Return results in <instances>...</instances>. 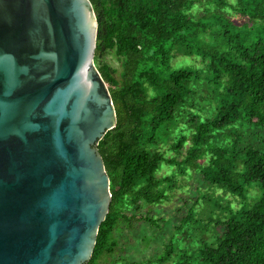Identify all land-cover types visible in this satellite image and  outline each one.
<instances>
[{
  "label": "trees",
  "instance_id": "1",
  "mask_svg": "<svg viewBox=\"0 0 264 264\" xmlns=\"http://www.w3.org/2000/svg\"><path fill=\"white\" fill-rule=\"evenodd\" d=\"M90 2L98 22L94 62L117 124L97 147L112 199L87 264H119L117 234L135 221L161 227L163 218L140 211L168 201L177 188L174 176H158L164 166L184 177L194 173L207 194L223 192L236 202H204L202 193L162 252L132 264H264V0ZM197 3L204 5L199 16L192 12ZM109 54L120 72L103 63ZM178 56L188 65L173 64ZM194 60L203 68L191 66ZM201 73L214 105L206 117L197 99ZM175 125H188L190 135L173 136ZM201 200L213 206L209 223L197 219ZM216 207L227 214L216 215ZM211 224L218 233L207 236ZM189 226L199 237L196 254L178 248Z\"/></svg>",
  "mask_w": 264,
  "mask_h": 264
},
{
  "label": "water",
  "instance_id": "2",
  "mask_svg": "<svg viewBox=\"0 0 264 264\" xmlns=\"http://www.w3.org/2000/svg\"><path fill=\"white\" fill-rule=\"evenodd\" d=\"M90 0H0V264H87L117 124Z\"/></svg>",
  "mask_w": 264,
  "mask_h": 264
},
{
  "label": "rangeland",
  "instance_id": "3",
  "mask_svg": "<svg viewBox=\"0 0 264 264\" xmlns=\"http://www.w3.org/2000/svg\"><path fill=\"white\" fill-rule=\"evenodd\" d=\"M203 8L204 5L197 3L192 9V12L199 16L203 13ZM231 15L236 14L233 13ZM182 60H184V58L182 56H178L174 59L173 64L182 62L184 65H188ZM186 60L189 61L190 58H186ZM103 63L117 68L119 72L121 71V64L114 54L107 55L103 59ZM192 63L191 66H200L203 68V64L201 66V62L199 60H194L192 61ZM201 75L204 81L201 82V86L199 87L200 92L197 96V99L200 101V108L203 111L202 115L206 117L212 114L209 109L210 107L213 108L214 105L208 103L210 89L208 88L207 82L203 77L204 74L201 73ZM180 117H183L185 120L187 119V117L184 116L182 113L180 114ZM185 120L180 121L182 123H185ZM172 133L173 136L181 133H186L187 135H190L191 130L189 129L188 125H175L174 131ZM163 143L166 142L163 141ZM158 176H174L176 178L177 188L171 192L169 200L164 203L157 204L155 206H147L143 204L140 214L144 215L146 214V212L149 211L150 215L154 218H163L164 223H162L161 227L157 229L156 226H153L149 223L143 221H135L131 230L128 229L126 226L125 230L122 233L117 234L119 243V264H132L133 262L139 263L143 261L148 262L149 260L154 258L157 253L162 252L165 245L164 243L167 242L172 235L173 227L175 225H179L181 217L187 214L188 206H190V204H194L195 199L202 193L205 192L204 195L206 196L204 202H207L209 199L212 198L222 197L223 206L226 205L228 200L236 202V200L232 196H227L226 198L223 192L220 193L222 195H219L218 193H213V191L208 189L207 194V192L203 189V183H200L199 177L194 173L188 175L186 174L184 177L181 175V173L178 172L176 168L173 167V169H170V167L164 166L163 169L159 172ZM201 188L203 191L201 190ZM186 201L188 202V204H185ZM204 202L201 200L202 206H199V211L201 213L198 212L197 214V219L201 220L203 224L209 223V209L210 207V210L213 209V206L210 203L205 204ZM130 210L132 211L133 208ZM214 213H216V215L220 217H224L227 214L226 212H223L220 208L217 207L215 208ZM209 228L210 232L206 233L207 236H212V233H218L214 224H211ZM178 238L180 240L178 248H187L191 253L196 254L200 241L199 237L197 236V232L193 231V226L185 228L184 232L178 235ZM212 239H214V237H212ZM101 263L103 264L104 262L102 261ZM105 264H108V262H105ZM194 264L200 263L194 261Z\"/></svg>",
  "mask_w": 264,
  "mask_h": 264
}]
</instances>
